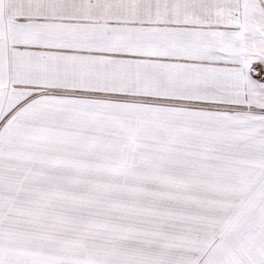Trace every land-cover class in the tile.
Returning <instances> with one entry per match:
<instances>
[{
	"label": "snow or ice",
	"instance_id": "6c2138e0",
	"mask_svg": "<svg viewBox=\"0 0 264 264\" xmlns=\"http://www.w3.org/2000/svg\"><path fill=\"white\" fill-rule=\"evenodd\" d=\"M0 264H264V0H0Z\"/></svg>",
	"mask_w": 264,
	"mask_h": 264
}]
</instances>
